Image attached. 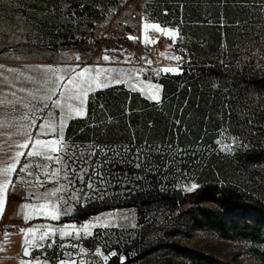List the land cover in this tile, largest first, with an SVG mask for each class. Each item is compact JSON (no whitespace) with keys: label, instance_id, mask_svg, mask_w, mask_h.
<instances>
[{"label":"rangeland","instance_id":"374dc122","mask_svg":"<svg viewBox=\"0 0 264 264\" xmlns=\"http://www.w3.org/2000/svg\"><path fill=\"white\" fill-rule=\"evenodd\" d=\"M35 1L0 0V54L5 53L20 60L23 50L37 49L47 53L46 64L61 65L60 60L56 64L48 62L51 52L47 46L43 44L41 47L34 46L31 43L32 40L29 42L30 38L37 39L36 36L40 33L38 26H45V32H47L46 26H51V24L38 19L33 25L32 23L29 25L34 28L28 32H22L17 28L26 26L25 24L29 22L27 11L39 14L41 18L58 17L52 13L50 6L49 10L40 13L30 9L29 4ZM194 1L199 3L189 8L181 4L178 10L173 11L166 3L151 6L152 8L157 7L156 15L160 24L173 30L178 28L180 33L175 38V44L173 38L164 35L158 40L157 45H154L160 49L159 64L161 67L163 65L167 68L179 67L178 73L162 72L158 78L162 77L163 80L168 76L184 72L196 75L195 63L198 60H207L210 63L215 59L221 60L222 66L225 67L231 64L239 65L241 59L255 61L259 65L264 64V0ZM165 10L168 12L167 16L163 15ZM74 14L81 21H86L87 16L85 17L83 13ZM106 17L110 20L111 16L104 15L102 19L105 20ZM60 19V26H71V22ZM146 19L142 25L147 21ZM5 26L14 27L13 30L5 31ZM219 33L223 36V50L213 52L212 44ZM47 34L53 35L48 32ZM184 47L188 49L191 58L188 65L184 63L181 51ZM67 49L69 48L60 51V54ZM199 49L204 50V57H199ZM116 54L120 58L130 56L129 53L128 55L126 53ZM18 55L21 57L18 58ZM176 56H180L182 60L173 59ZM81 61L85 63L87 60L81 58ZM161 67L156 69H162ZM147 76L155 78L151 70ZM204 82L206 84H201L199 88L201 92L208 93L220 88L217 79ZM183 84H181L182 87ZM1 97L0 156L7 160L15 151L20 150L16 145L23 142L24 137L17 134L16 121L27 109L10 103L14 99L12 95ZM150 104V111H153L152 118L166 119L169 127L168 135L163 136L158 133L143 137L145 134H140L137 137L136 130H134L130 138L121 134L117 137L116 143H99L96 140L76 142L74 138L68 141L65 137L66 131L64 132L65 140L71 144L81 145V150L89 145H98L103 149L123 152L127 147L132 150L127 154V159H132L133 154L138 150L141 155L145 156L146 166L137 169L134 167V162L129 164L126 160L122 161L120 157L114 156L113 152H109L111 162L100 169L110 181L105 199L84 202L83 206L78 204L71 216H63L59 221L31 219L26 223L23 215L26 210L22 209L21 205L31 203L26 199L28 189L20 184H16L15 188L9 186L4 202L8 201L12 206L10 224L15 227H6L7 235H13L10 239V246L7 248L8 254L19 253L20 255L14 258L19 261L30 259L22 256L25 239V235L20 232L22 228L46 223L75 224L80 227L94 217L104 215L109 223L117 226L108 229L95 227L91 229L93 236L78 243L90 252H94L97 247L105 255L115 251L117 255L110 256L107 264H264V220L257 217L252 210L241 214L236 210H224L214 203L186 210L176 208L170 203L174 197H185L206 186L264 195V165L250 166L244 160L247 152L250 151L252 136L256 134L254 109H252L254 104L250 103V100L242 104L239 112L236 111L235 114L238 119L235 124L238 127L233 125V128L230 120L223 119L222 104L215 105L213 100L207 106L205 117L200 111L191 109L188 102L177 105L170 100L163 101L162 99L159 103L150 102ZM201 106L197 105L196 108L200 109ZM57 115H59L58 112ZM92 122H94L93 126L98 124L96 120ZM39 123L40 121H37V125ZM102 123L118 124L119 122L108 119ZM152 124H150L151 127ZM250 131H253L252 135ZM35 134L33 130V137ZM233 137L236 138L235 143ZM48 138L52 137L45 139ZM216 140H222L225 145H233V151H222L221 145L215 143ZM236 144L242 146L237 147ZM157 148L160 149L162 155L157 154ZM27 150L23 151L27 152ZM92 159L94 162L103 161L104 153L98 151L97 156ZM24 162V157H21L20 163ZM0 166L3 164L0 163ZM158 166L160 170L154 172L153 169ZM18 171L19 165L17 166ZM16 179L14 173V183ZM193 183L198 187L194 191H186L185 189ZM46 187L51 188L53 185L48 184ZM15 205H17L16 208ZM29 214H31L30 211ZM85 214L91 215L79 222L78 218ZM105 231L108 235L98 237L95 235ZM6 233L4 232L5 235ZM2 234L0 230V237ZM57 251L54 248L48 253L50 262L56 260ZM39 254L34 252L33 256Z\"/></svg>","mask_w":264,"mask_h":264},{"label":"snow or ice","instance_id":"6c2138e0","mask_svg":"<svg viewBox=\"0 0 264 264\" xmlns=\"http://www.w3.org/2000/svg\"><path fill=\"white\" fill-rule=\"evenodd\" d=\"M163 15H168L167 10ZM143 28L173 38L174 44L176 43L175 38L180 35L178 28L173 30L161 27L155 22L144 23ZM128 39L135 38L129 36ZM108 51L106 49L105 53ZM72 59L66 53L61 65L30 66L32 75L23 76L21 74L16 79L20 80L23 77L33 87L31 89L19 88L11 93L14 99L10 103L20 105L27 111L16 121L17 134L24 137L23 142L16 145L20 150L15 151L7 160L0 156V163L3 164L0 166V211H2L4 196L9 186L15 188L16 184H20L28 189L26 199L31 201V203L21 205V208L26 210L23 213L26 223L31 219L59 221L63 216H71L78 204L83 206L84 202L105 199L110 181L100 169L111 162L109 152H113L114 156L120 157L122 161L126 160L129 164L134 162V167L137 169L146 166L145 156L141 155L139 150L133 154L132 159H127V154L132 151L127 147L123 152L103 149L98 145H89L81 150V145L71 144L65 140L64 132L68 120L86 114L89 96L94 99L95 91L101 88L127 83L128 87L135 91L137 90L135 85L139 83L141 94L145 95L148 100L159 103L162 86L153 84L151 76L146 82L141 79L142 75L148 74L149 67L121 69L99 64L81 67L84 62L81 61L79 55L75 56L77 61L75 65L71 64ZM173 59L182 60L180 56L173 57ZM102 60L115 62L107 54L102 56ZM130 62V57H126L123 61V63ZM146 64L150 66L151 61H146ZM9 71L14 70L9 69ZM151 71L159 77L162 72L176 74L179 72V67L151 69ZM129 81L131 83H128ZM16 92L24 95L18 97ZM37 121H40L39 125ZM33 130L36 132L35 137L32 135ZM48 136L52 139H43ZM232 139L235 143L236 138ZM215 143L221 145L222 151H233V145H225L222 140H216ZM236 146L242 145L236 144ZM24 149H28L27 152L23 151ZM98 151L104 153L105 159L94 162L92 158L97 156ZM156 151L157 154L162 155L159 148ZM21 157L25 160L23 164L20 163ZM18 165L19 171L17 172ZM159 170V166L153 169L154 172ZM14 173L17 177L15 183L13 182ZM48 184H52L53 187L47 188ZM197 187L198 185L193 183L185 190L191 192ZM114 226L117 225L109 223L106 216L98 215L80 227L75 224L46 223L22 228L20 232L25 235L22 256L30 259H22L20 264H107L110 256L117 255L115 251L105 255L97 247L94 252H90L78 242L93 236L91 229L95 227L108 229ZM95 235L97 237L108 235V232ZM54 248L58 250L56 260L50 262L48 253ZM34 252L40 254L33 256Z\"/></svg>","mask_w":264,"mask_h":264},{"label":"trees","instance_id":"16d2710c","mask_svg":"<svg viewBox=\"0 0 264 264\" xmlns=\"http://www.w3.org/2000/svg\"><path fill=\"white\" fill-rule=\"evenodd\" d=\"M166 3L169 6L168 8L173 11L174 9L178 10L181 4L189 8L199 2L194 0H168ZM223 44V36L219 33L212 44L213 52L220 49L223 50ZM203 51V49H199V57H204ZM195 64L197 68L195 70L197 71L196 75H189L188 72H184L161 80V84L164 86L163 101L170 100L177 105L188 102L191 109L200 111L205 117L207 106L213 100L215 105L222 104L221 113L223 119L230 120V125L233 128V125L238 127L235 124L238 121L235 115L236 111L239 112L242 104L250 100V103L254 104L252 109H254L256 134L252 136L250 151L247 152L244 160L250 166H263L264 64L259 65L255 61L244 59H241L239 65L231 64L228 67L222 66V61H217V59L211 63L207 62V60H198ZM186 65L188 64L186 63ZM210 79H217L220 88L216 91L211 90L208 93L201 92L199 90L200 85L206 84L204 81H210ZM181 84L184 86L182 87ZM94 97V99L92 96L89 97L87 116L74 119L69 123L66 140L69 141L74 138L76 142L96 140L99 143H116L119 135L122 134L124 137L130 138L134 130H136L137 137L140 134H145L143 135L145 137L146 135L150 136L158 133L166 136L169 133L166 119L161 117L160 119L152 118L153 111H150V102L139 93L120 86L96 91ZM101 105L103 106L102 108ZM197 105L202 106L199 109V107L196 108ZM128 112L129 114H127ZM108 119L117 120L119 123H102ZM180 119L183 120L184 118ZM93 120H96L98 124L93 126ZM151 123H153L152 127L150 126ZM251 133L253 131H250ZM170 203L176 208L180 207L186 210L203 204L214 203L224 210H236L241 212V214L252 210L257 217L264 220V195L262 193L255 195L230 188L222 189L206 186L185 197H174ZM90 215L85 214V216L79 217L78 221L82 222Z\"/></svg>","mask_w":264,"mask_h":264},{"label":"crops","instance_id":"0c3cea01","mask_svg":"<svg viewBox=\"0 0 264 264\" xmlns=\"http://www.w3.org/2000/svg\"><path fill=\"white\" fill-rule=\"evenodd\" d=\"M63 1L66 3L67 7L80 9L79 14L83 13L86 16H91V19L101 22L102 21L101 19L103 18V16L107 15L109 7L113 6L116 0H63ZM129 1L132 2L135 0H129ZM53 2L54 0H36L35 2H32L31 4H29L28 7L32 10L34 9L35 12L40 13V12H44L45 10L46 11L49 10V6ZM164 3H166L164 0H160L158 5H161ZM156 8L157 7H153V8L151 6L148 7L147 13L149 15L145 23H153V22L159 23L157 19V15H156V12H157ZM27 15L29 16L28 18L29 22L25 24L26 26L17 27L22 32H28L32 30L34 26H29V25L31 23H32L31 25H33V23L38 19H41L51 24V26H46V31L50 34H55L58 32L65 33L70 28V26H60L61 21L56 16L54 17L45 16L41 18L40 16H38L39 14H33V12H28V11H27ZM30 16L32 18L31 20H30ZM160 25L161 27H166L162 24ZM13 27L14 26H5L4 29L5 31H9V30H13ZM141 33L143 37V43L147 45L149 44L157 45L158 40L164 37L163 34L154 33L151 29L145 30L143 28V25L141 28ZM128 37L129 36L124 34L120 29L113 27V26H109V30L105 34L104 38L97 45L92 46L89 44H82L77 47L69 48L60 54V62L63 63V59L65 57V54L67 53L69 56L73 58L71 60V64L73 65L77 63V61L75 60L76 55H79L80 59L85 58L87 61L83 65H81V67L96 66L97 64H99L105 67L121 68V69L136 68V67L130 66L129 63H123L126 57L123 56V58L122 57L120 58L118 57L119 55L116 54V53H126V55H128V53L130 54V50L134 48V42L133 40L128 39ZM19 48L20 47H18V49ZM106 49L109 50L107 53H105ZM95 50L96 52H93ZM111 50H115V51H111ZM105 54L112 57L115 62L103 61L102 56ZM46 57H47L46 52L43 53L41 51H38L37 49H28V48L26 50H23L22 59L20 60H18L14 56H10L5 53L0 54V98H2L1 96L11 95L12 92H15L16 89H19V88L31 89L33 85L30 82L24 80L23 77H21L20 80H17L16 77L20 76L21 74H23V76L32 75L33 73L30 71V66L37 65V64H46L47 63ZM160 67L161 65L158 68ZM161 68L162 69L167 68V66L163 65V67ZM9 69H12L14 71H9ZM148 77L149 76L147 75H142L141 79L146 82L148 80ZM151 77H152L151 82L153 84H159L160 86H162L161 91H160V100H162L164 97V86L161 84L162 77L161 78H158L156 76L155 78L154 76H151ZM128 83H131V82L129 81ZM120 86H124L128 90H131L128 87L127 83H121V84H116L114 86H110L107 88H101V89H98L97 91L105 90V89H109L113 87H120ZM135 87L137 89L135 91L140 93V95L143 98L148 100L145 97V95L141 94V91H140L141 85L137 83ZM16 95L19 97L20 95H22V93L16 92ZM150 102H155V101H150ZM87 111H88V104L86 108V114L83 115L82 117L74 118V119L84 118L87 115ZM74 119H71V120H74ZM71 120H68L67 122V127L65 128L66 132H67V128ZM45 138L46 137H43V139ZM11 139H14V138H11ZM14 207L16 208L17 205H15ZM11 211H12L11 204L8 201H5L2 207V211H0V230L3 234L4 232L6 233V227H15L10 224ZM3 234L0 237V264H20V261L18 259H14L18 256L19 253L15 255L13 254L11 255L7 253V250H8L7 248H9L10 246V239L13 235H5V234L3 235Z\"/></svg>","mask_w":264,"mask_h":264},{"label":"built area","instance_id":"2783aa9c","mask_svg":"<svg viewBox=\"0 0 264 264\" xmlns=\"http://www.w3.org/2000/svg\"><path fill=\"white\" fill-rule=\"evenodd\" d=\"M159 1L135 0L131 2L129 0H116L115 4L109 7L107 15H105H110V20L106 17L105 20L101 19L102 21L98 22L91 19V16L86 17L85 15L86 21L84 22L74 14L76 12L78 13L80 9L67 7L63 0H54L50 5L52 13L58 15L59 19L62 18L63 20L71 22L70 28L65 33L58 32L54 35H48L45 32V26H38L40 33L36 36L37 39L34 37L32 39L30 38L29 42L32 40L31 43L34 46L41 47L42 44L47 46L51 52L48 62L56 64L60 60V51L84 43L92 46L97 45L104 38L109 30V26H113L120 29L124 34L135 38L132 39L135 47L129 56L131 58L130 64L139 68L149 67V70L156 69L160 66V49L158 46L143 43L141 28L143 21L149 15L147 13L148 7L157 5ZM181 51L185 63H189L191 58L188 49L184 47ZM20 57L18 55V58ZM146 61H151V65L148 66Z\"/></svg>","mask_w":264,"mask_h":264},{"label":"water","instance_id":"95a60500","mask_svg":"<svg viewBox=\"0 0 264 264\" xmlns=\"http://www.w3.org/2000/svg\"><path fill=\"white\" fill-rule=\"evenodd\" d=\"M30 251H31V249H30ZM25 258H29V257H25Z\"/></svg>","mask_w":264,"mask_h":264}]
</instances>
